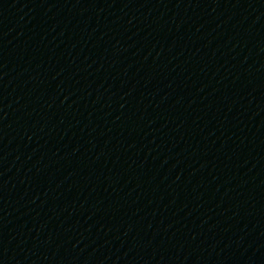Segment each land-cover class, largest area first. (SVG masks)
I'll return each instance as SVG.
<instances>
[{"label": "water", "instance_id": "1", "mask_svg": "<svg viewBox=\"0 0 264 264\" xmlns=\"http://www.w3.org/2000/svg\"><path fill=\"white\" fill-rule=\"evenodd\" d=\"M0 264H264V0H0Z\"/></svg>", "mask_w": 264, "mask_h": 264}]
</instances>
